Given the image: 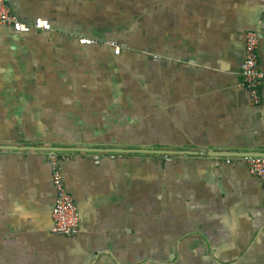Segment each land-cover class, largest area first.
<instances>
[{
	"label": "crops",
	"instance_id": "obj_1",
	"mask_svg": "<svg viewBox=\"0 0 264 264\" xmlns=\"http://www.w3.org/2000/svg\"><path fill=\"white\" fill-rule=\"evenodd\" d=\"M5 3L50 28L0 26V144L194 153L63 152L67 237L45 152L0 150V264H264V185L210 155L264 150V83L253 103L240 74L248 30L264 71V0Z\"/></svg>",
	"mask_w": 264,
	"mask_h": 264
},
{
	"label": "built area",
	"instance_id": "obj_2",
	"mask_svg": "<svg viewBox=\"0 0 264 264\" xmlns=\"http://www.w3.org/2000/svg\"><path fill=\"white\" fill-rule=\"evenodd\" d=\"M0 26H9L17 32H28L31 29L46 30L50 24L42 19L35 18L32 21L17 19L7 7L5 0H0ZM81 43H94L95 40L87 37L79 38ZM113 49V54H119L121 46L114 40L106 42ZM257 45L258 37L254 30L245 33L244 57L240 65L241 85L248 91L251 101L258 103L260 99L259 88L264 83V71L257 66ZM51 174V183L55 190L54 204L51 210L52 226L51 231L62 236L73 237L79 231V214L72 196L66 190L59 161L64 158L63 152L48 150L44 151ZM246 163L249 172L260 178L264 185V156L245 155L240 156ZM230 159L226 156V161ZM94 161H99L95 154Z\"/></svg>",
	"mask_w": 264,
	"mask_h": 264
},
{
	"label": "water",
	"instance_id": "obj_3",
	"mask_svg": "<svg viewBox=\"0 0 264 264\" xmlns=\"http://www.w3.org/2000/svg\"><path fill=\"white\" fill-rule=\"evenodd\" d=\"M9 149H24V150H41V151H48L54 150L59 152H66V151H87V152H128V153H154V154H193V151H175V150H153L149 148H90V147H63V146H54L52 144L41 145V146H14L11 144H0V150H9ZM196 153H203V152H196ZM206 153V152H205ZM210 155L216 156H245V155H263L264 150H252V151H241V150H214L210 152Z\"/></svg>",
	"mask_w": 264,
	"mask_h": 264
}]
</instances>
